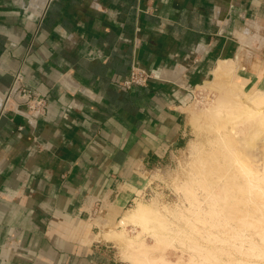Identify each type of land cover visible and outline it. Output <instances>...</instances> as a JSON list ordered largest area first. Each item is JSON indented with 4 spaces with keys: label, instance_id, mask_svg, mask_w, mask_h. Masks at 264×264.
Masks as SVG:
<instances>
[{
    "label": "crops",
    "instance_id": "1",
    "mask_svg": "<svg viewBox=\"0 0 264 264\" xmlns=\"http://www.w3.org/2000/svg\"><path fill=\"white\" fill-rule=\"evenodd\" d=\"M223 59L264 66V0H0V108L18 72L47 102L0 115V264H113L108 229ZM137 66L155 78L126 88Z\"/></svg>",
    "mask_w": 264,
    "mask_h": 264
},
{
    "label": "bare ground",
    "instance_id": "2",
    "mask_svg": "<svg viewBox=\"0 0 264 264\" xmlns=\"http://www.w3.org/2000/svg\"><path fill=\"white\" fill-rule=\"evenodd\" d=\"M231 62H233L231 59L221 60L214 69L213 78L205 80V85H211L214 80H218L224 75L231 78ZM229 82L231 91L235 95L233 100L229 99L233 105L230 104L231 102L229 105L227 104L229 109L232 108L231 112L227 106L225 109L227 108L226 111L228 110L231 115L232 124L227 127L225 124L223 126V122H221L222 127H219L220 124L217 126L219 131L221 130L219 128L227 127L226 130L220 132L217 130L219 134L215 139L213 138L217 143L212 141L218 145H214V147L211 145L213 148L210 150L205 149L201 158L196 156L197 159H200L193 161L192 169L187 174L189 175L186 180L188 182L184 180L186 187L185 184L178 186L179 189L185 187V191H183L186 194L183 193L188 200L189 212L186 211V214H188L187 223H189L190 234L193 237L198 236L204 243L200 247L198 242L194 241L195 238L190 237L193 239L192 242H195V248L198 245L200 252L204 250L206 259L204 260L207 261V264H264V91L250 95L240 80L231 79ZM215 110L219 114L222 111L221 109ZM224 112L221 113L223 116L226 115L223 117V121L227 117V112ZM232 112L235 117L231 114ZM227 118L226 120H228ZM217 121L219 120L217 119ZM259 144L261 146L260 154L258 151L256 152ZM180 185L182 186L180 187ZM136 200L138 201V199ZM149 207L151 208L150 205L146 206L138 201L136 206L132 210H128L127 213L125 212L126 215L118 221L123 222L122 227L129 217L141 219L140 223L145 224L144 221L147 222L156 215L152 214L156 212H152L153 208ZM176 212L178 214V211ZM160 219L162 218L160 217ZM142 220H144L143 223ZM134 221L136 220L134 219ZM161 221L162 227L164 222ZM137 223L136 221V225ZM141 227L143 228V226ZM115 234L114 236H116ZM108 235L107 233L106 236ZM108 237H112V235ZM163 237H159L160 240L163 241ZM130 240H128L130 246L134 244L133 247L137 246L138 250H142L140 251L141 263L155 264L158 260L165 261L162 259L163 255H159L158 258L151 257L149 251L151 252L155 247H149L144 240ZM159 249L162 248L159 246ZM124 255L126 256V254ZM172 263L174 264V262Z\"/></svg>",
    "mask_w": 264,
    "mask_h": 264
},
{
    "label": "rangeland",
    "instance_id": "3",
    "mask_svg": "<svg viewBox=\"0 0 264 264\" xmlns=\"http://www.w3.org/2000/svg\"><path fill=\"white\" fill-rule=\"evenodd\" d=\"M254 53L260 54V52H254ZM250 55H251V52H248V56ZM257 64L258 62H256V64L253 65V67L250 69L256 73L254 77H252L251 75L250 77H248V78H251V81L250 80L248 81V78L243 77L240 74L231 76V78L230 76L224 75V76H221V78H219L218 80H214L211 83V85L210 84L205 85V83H203L196 88L194 87V93L190 100L191 104L188 109L189 110L190 134L187 137V141L182 146L177 148L175 152V159L173 160V162L164 164L158 168H155L153 171L150 172L146 180V184H145L146 187H144V190L146 188L147 190L146 192L148 194L143 198L141 197L138 198V201L146 204V206L150 205L151 208L154 209L153 211V209L149 207L152 210V212H156L152 214L153 215L156 214V215L152 216L150 220L148 221L146 220L147 222L142 220V223L144 221L146 226H144L145 224L140 223L141 219L139 220L137 218H134L138 223H140V224L137 223L136 225V221H134L135 222L134 223L133 222L134 219L129 217L126 219L127 222L124 221L126 222L124 223L125 225L123 224L124 228L122 227L123 222L117 221L116 223L112 224L110 228L108 229L107 233L109 235H112V237H108L109 236L108 235L107 238L112 240V243H111L112 249H113L112 255L114 258L113 264H145V263H141L142 260H140L142 258L140 256L141 255L140 251L142 250H138L139 247L137 246H136L137 248L133 247L134 244L130 246L129 241H128L130 239H132V241L136 239L144 240L149 245V247H152V248L155 247L153 248L151 252L149 251V255L153 258L154 257L158 258L159 255L160 256L163 255L162 259H165V261L163 260L162 261L165 264H168V263L173 264L172 262H174V264H187V263L207 264V261H205L206 259H205L204 250L203 252H200V247L202 243H204V241L201 238H198V236L193 237L190 234V229L188 226L189 223H187L188 214H186L187 213L186 211H188L189 207H188L187 197L185 196L186 193L184 192L185 191L184 189L186 187L184 180L186 181L188 179L189 175L187 174H189V171L192 169L191 167L193 166L192 165L193 161L200 159L205 149L210 150L211 148L214 147V145H218L214 143L215 141L214 139L216 135H218L219 134L218 132H220L221 130H226L227 127L232 124V118H230L231 115L230 113H228L229 112L228 110L226 111L227 108L225 109V106H227L228 109L230 108L228 106L229 102H231L229 101V99L231 98L230 100H233L234 95H235V93L231 91L229 80L235 79V80H240L241 82H243L244 89L248 91L250 95H254L255 93H261L264 91V66H257ZM241 72L245 73L243 71ZM230 104L233 105L232 102ZM215 109H218V110L221 109L223 112L224 111L227 112L226 113L227 117L228 116L229 117L228 118L226 117V118L228 120H226L225 118V120L223 121V117H225L226 115L224 114L223 116L222 111H220V114L219 112L216 113ZM231 109H229L230 112H231ZM212 110L215 111L214 112L215 115ZM233 112L231 113L232 115L234 114ZM234 115L233 117H235ZM216 118L219 121L221 118L222 120L219 122L217 121ZM215 122L216 123L219 122L217 123L218 125ZM221 122H223L222 123L223 126L225 124L227 127H223L224 129L219 128V127H222ZM217 126H219L218 127L219 129H221L220 131L217 129ZM211 145H213V147ZM257 151L259 154L261 153L260 144L258 145V148L256 149V152ZM196 156L200 158L197 159ZM179 184H182V185L185 184L184 185L185 187L183 186L182 187L183 189L181 188L179 189V186H178ZM182 185H180V187ZM138 201L135 200L134 202L129 204L126 210L123 211L122 216L126 215L128 210H132L136 206V203ZM185 208L187 209L184 210ZM176 211H178V214ZM185 215H187V217H185ZM122 216L120 219H122ZM160 217L162 219H160ZM160 221L162 223L164 222V225H166L167 227H165L163 224L161 227ZM141 226H143V228L145 229H143ZM111 229L113 230L115 229L114 232H112L113 230L111 231ZM117 231L118 233H116ZM114 234L116 236H114ZM162 236H164L163 241L160 240L159 238ZM190 236L195 238L194 241L196 243L198 242L197 244L200 247H197L198 245H196V248H195L194 246L195 242L194 243L192 242L193 239ZM158 245L160 246V248H162L161 250L159 249ZM197 248L199 249V251ZM196 249L197 251H195ZM124 254H126V256ZM130 254L133 256H131ZM189 259L191 262L188 261ZM163 262H161V260L160 261L158 260L155 262V264H164Z\"/></svg>",
    "mask_w": 264,
    "mask_h": 264
},
{
    "label": "built area",
    "instance_id": "4",
    "mask_svg": "<svg viewBox=\"0 0 264 264\" xmlns=\"http://www.w3.org/2000/svg\"><path fill=\"white\" fill-rule=\"evenodd\" d=\"M154 78L155 74L153 72L137 66L132 69L129 77L122 84L126 88L146 86ZM8 111L24 116L31 126L33 124L32 120L43 117L47 113L46 99L25 82L22 72L15 75L14 82L0 108V115ZM146 191L145 188L138 198L145 197L148 194Z\"/></svg>",
    "mask_w": 264,
    "mask_h": 264
}]
</instances>
